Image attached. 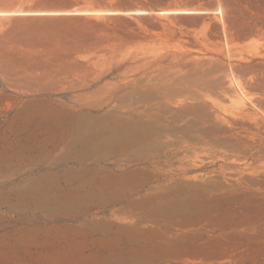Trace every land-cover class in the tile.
Returning <instances> with one entry per match:
<instances>
[{
	"label": "rangeland",
	"instance_id": "1",
	"mask_svg": "<svg viewBox=\"0 0 264 264\" xmlns=\"http://www.w3.org/2000/svg\"><path fill=\"white\" fill-rule=\"evenodd\" d=\"M62 1L0 0V155L12 158L0 169V264H264V174L250 171L227 190L230 175L219 170L221 154L255 162L248 140L264 147V0H170L149 12L117 0ZM227 79L256 115L225 99ZM157 92L183 94L170 107L183 114V145L171 148V162L183 156V200L199 196L183 212V231L147 224L152 237L129 238L125 197L80 206L65 193L85 169L133 166L110 155L65 164L57 159L64 151L9 123L29 101L102 115L111 95H127L118 108L126 113V104H145L137 93ZM213 128L210 140L198 139ZM23 143L27 156L14 150Z\"/></svg>",
	"mask_w": 264,
	"mask_h": 264
},
{
	"label": "bare ground",
	"instance_id": "2",
	"mask_svg": "<svg viewBox=\"0 0 264 264\" xmlns=\"http://www.w3.org/2000/svg\"><path fill=\"white\" fill-rule=\"evenodd\" d=\"M222 84L225 99L239 113L256 115L254 109L237 96L231 81L227 79ZM137 94V99L145 101V104H126L127 112L122 113L118 108L127 102V95H121L115 100L111 95L107 104L113 101L114 104L102 115L69 114L64 108L43 111L29 101L22 105L20 111L17 110L9 123L25 126L23 133L26 134L27 140L39 134L42 136L40 144L51 142L56 150L64 151L62 157L57 159H61L65 164L86 165L91 162L97 165L104 156L110 155L123 161L126 166H133V169L121 174H116L113 168L85 169L74 176L70 191L65 193L67 197L73 196V202L80 206L96 199V206L100 203L105 205L107 199L112 204L125 197L127 202L126 209L124 207V220L133 218L131 222L135 224L134 226L128 221L126 231L129 238L138 235L149 238L152 233L143 230L142 226L147 224L166 231H183V212L193 207L199 197L196 192L185 196L183 200V156L177 159V167L171 162L174 156L170 152L171 148L183 145V133L177 129L183 127V124H180L183 123V114L172 113L170 107L183 103V94L181 98L159 92ZM244 98L251 103V98ZM261 120L264 123L263 119ZM34 122L36 126H31ZM224 122L228 123L225 119ZM227 128L230 130V125ZM216 133V128L198 130L197 137L200 141H207L210 140L209 135L214 137ZM247 143L248 155L252 156L255 162L241 166L243 159L235 152L221 154L224 165L220 166L219 170L230 175L226 178L230 183H224L227 190H232V183L249 181L250 171L264 174V147L256 140H248ZM9 147L11 148V145ZM14 150L27 156L31 148L27 143H23ZM178 153L182 154L181 151ZM4 154L0 155V169L2 166H11V155L9 152ZM172 171H177L175 177L169 175ZM132 195L136 196L131 197ZM204 202L206 200L203 199L201 203ZM140 225L142 227H138Z\"/></svg>",
	"mask_w": 264,
	"mask_h": 264
},
{
	"label": "trees",
	"instance_id": "3",
	"mask_svg": "<svg viewBox=\"0 0 264 264\" xmlns=\"http://www.w3.org/2000/svg\"><path fill=\"white\" fill-rule=\"evenodd\" d=\"M170 0H117V6H125V5H137L140 9L144 10H157L160 7H166ZM52 5H59L61 3H51ZM62 4L73 5L71 0H63ZM79 15V14H76ZM84 16V15H79Z\"/></svg>",
	"mask_w": 264,
	"mask_h": 264
},
{
	"label": "water",
	"instance_id": "4",
	"mask_svg": "<svg viewBox=\"0 0 264 264\" xmlns=\"http://www.w3.org/2000/svg\"><path fill=\"white\" fill-rule=\"evenodd\" d=\"M136 11V10H135ZM140 11H145V12H149V11H147V10H144V9H141Z\"/></svg>",
	"mask_w": 264,
	"mask_h": 264
}]
</instances>
